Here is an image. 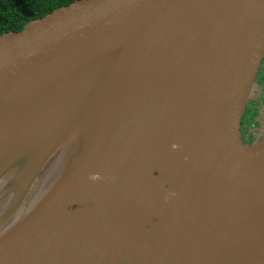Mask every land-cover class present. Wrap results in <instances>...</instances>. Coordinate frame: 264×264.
Here are the masks:
<instances>
[{"label": "water", "instance_id": "obj_1", "mask_svg": "<svg viewBox=\"0 0 264 264\" xmlns=\"http://www.w3.org/2000/svg\"><path fill=\"white\" fill-rule=\"evenodd\" d=\"M263 64L264 0H75L2 34L0 264H264Z\"/></svg>", "mask_w": 264, "mask_h": 264}, {"label": "trees", "instance_id": "obj_2", "mask_svg": "<svg viewBox=\"0 0 264 264\" xmlns=\"http://www.w3.org/2000/svg\"><path fill=\"white\" fill-rule=\"evenodd\" d=\"M75 0H0V36L10 31H20L35 19L42 18L55 9Z\"/></svg>", "mask_w": 264, "mask_h": 264}, {"label": "flooded vegetation", "instance_id": "obj_3", "mask_svg": "<svg viewBox=\"0 0 264 264\" xmlns=\"http://www.w3.org/2000/svg\"><path fill=\"white\" fill-rule=\"evenodd\" d=\"M258 83L260 85V93L255 106L251 108L253 111H256L258 107H262L264 104V64L258 75ZM246 127V133L249 134V130H251L253 126L249 124Z\"/></svg>", "mask_w": 264, "mask_h": 264}]
</instances>
